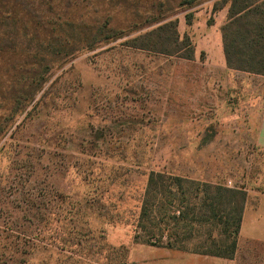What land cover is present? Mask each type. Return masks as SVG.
<instances>
[{
	"label": "rangeland",
	"instance_id": "obj_1",
	"mask_svg": "<svg viewBox=\"0 0 264 264\" xmlns=\"http://www.w3.org/2000/svg\"><path fill=\"white\" fill-rule=\"evenodd\" d=\"M57 3L80 26L65 28L71 43H89L45 57L53 64L43 76L21 55L39 42L21 39L12 51L11 28L0 23V264H201L192 252L225 245L223 232L234 230L228 195L184 185L191 203L210 197L206 211L217 214L191 224L188 252L135 236L152 171L242 191L243 211L264 194V75L226 64L231 0H54L47 19ZM8 12L12 0H0V17ZM164 21L189 38L192 57L127 44ZM105 24L123 35L106 40ZM235 241L222 259L264 264V243L239 231Z\"/></svg>",
	"mask_w": 264,
	"mask_h": 264
},
{
	"label": "trees",
	"instance_id": "obj_2",
	"mask_svg": "<svg viewBox=\"0 0 264 264\" xmlns=\"http://www.w3.org/2000/svg\"><path fill=\"white\" fill-rule=\"evenodd\" d=\"M52 2L54 0H12V13L8 12V15L0 17V23L6 24L11 28L12 33L4 34V38L6 40L7 38H12V41H9L12 43V51L16 50L17 43L21 39L28 41V43L35 40L39 42L36 45L37 47L27 48L23 50L21 55L25 57V60L26 58H32L24 61V63L31 68L37 67V72L43 67L41 76L45 75L53 64L51 60L44 63L45 57L60 53L66 57L79 50L80 43H89L86 35L82 39L80 38L71 43L70 37L64 34L65 28L74 32L73 30L80 26L74 20H63L61 18L62 7L60 8L58 3L56 7L60 9V12L56 11L55 16L57 17H55V20L52 21L46 18L48 10L56 9L50 8L47 10L46 6H49ZM263 7L264 0H231L229 17L222 28L224 57L229 68L264 75ZM176 24L175 21L161 22L157 27L138 35L127 44L140 50L176 54L189 59L194 54V48L188 37L180 38ZM99 30H107L111 36H107L105 39H111L110 41L123 35H118L117 29L109 24L103 25ZM63 34L64 38L61 36ZM45 35L49 36L47 43L39 40L41 36ZM187 184L195 186L197 190L203 188L200 191H204L206 195L214 192L218 196L217 198L215 195V199L220 198L222 200V196H219L220 194L226 197L229 196L227 204L229 213L232 215L234 230L231 232L225 230L223 232L227 238L226 244L217 247V243L213 241V249L204 246L202 247L204 250L193 251L192 253L230 259L236 248L235 235L240 231L243 215L242 208H237V204L239 199L243 200L245 193L222 186L201 184L164 172L152 171L149 173L146 196L140 208L137 224L138 234L135 236V241L154 247L184 252L189 251L185 243L190 242L192 239L190 235H192L194 228L191 224L195 222L203 223L204 221L205 223H208V221L209 223L210 221L214 223L217 214L214 211L209 213L206 211V203L210 197H204L203 200L198 201V207H196V203H191V198L188 196L191 192L189 189L184 188V185ZM195 195L200 199L198 191H196ZM178 198L182 206L177 207H183V209L172 212V206L175 205ZM157 213L162 217V221H165L164 227L160 228L159 223L154 222L157 220L154 214ZM180 230L181 232H179ZM222 247L225 251L219 252L220 250L218 249Z\"/></svg>",
	"mask_w": 264,
	"mask_h": 264
},
{
	"label": "crops",
	"instance_id": "obj_3",
	"mask_svg": "<svg viewBox=\"0 0 264 264\" xmlns=\"http://www.w3.org/2000/svg\"><path fill=\"white\" fill-rule=\"evenodd\" d=\"M263 122V120H260ZM262 137H264V122L263 129L260 128ZM239 238L246 241L264 243V194H262L255 206L246 205L242 215L240 225ZM190 261L203 262L209 264H233L232 260L216 258L211 256H196L190 255Z\"/></svg>",
	"mask_w": 264,
	"mask_h": 264
}]
</instances>
